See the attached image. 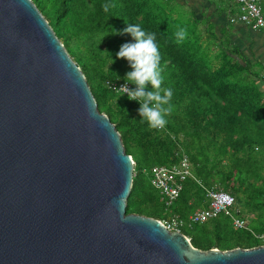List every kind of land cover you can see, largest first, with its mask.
I'll list each match as a JSON object with an SVG mask.
<instances>
[{"label":"water","instance_id":"95a60500","mask_svg":"<svg viewBox=\"0 0 264 264\" xmlns=\"http://www.w3.org/2000/svg\"><path fill=\"white\" fill-rule=\"evenodd\" d=\"M135 163L33 0H0V264H264L128 213Z\"/></svg>","mask_w":264,"mask_h":264},{"label":"trees","instance_id":"16d2710c","mask_svg":"<svg viewBox=\"0 0 264 264\" xmlns=\"http://www.w3.org/2000/svg\"><path fill=\"white\" fill-rule=\"evenodd\" d=\"M34 2L83 69L99 109L116 124L127 153L135 160L127 212L161 220L173 216L188 220L195 208L206 206L204 186L218 183L235 193L239 201L243 195L256 200L254 207L263 216L238 228L230 215L222 213L204 223L185 226L183 232L201 249L264 244V239L259 237L264 232V86L251 64L238 61L224 44L214 52L212 45L218 47L222 43L215 40L216 32L208 30L203 34L207 40H202L196 25L179 18V8L177 4L172 6V0ZM175 3L180 2L175 0ZM104 4L110 5L107 12L102 7ZM125 21L156 33L163 69L162 87L173 90L170 101L173 110L167 115L168 123L163 129L140 122V104L129 100L119 89L132 69L126 59L116 54L121 45L134 41L130 34L111 33L113 29L122 32L127 27ZM195 21L199 23L196 18ZM188 26L193 30L187 31V38L178 42L176 31ZM82 35L90 40L95 37V56L82 50L85 59L83 53L74 49V38L78 41ZM193 36L196 38L192 39ZM108 58L115 63L105 72ZM107 78L118 80L117 84L109 87L104 83ZM129 87L136 86L129 84ZM147 90H152L151 85ZM184 155L194 164L193 172L202 184L192 178L185 180L179 198L167 205L149 176L154 166L171 167ZM234 181L239 183L235 185ZM236 214L244 218L241 210Z\"/></svg>","mask_w":264,"mask_h":264},{"label":"clouds","instance_id":"9594fccd","mask_svg":"<svg viewBox=\"0 0 264 264\" xmlns=\"http://www.w3.org/2000/svg\"><path fill=\"white\" fill-rule=\"evenodd\" d=\"M102 7L107 12L110 5L104 4ZM125 22L127 27L122 32L113 29L111 33L113 35L130 34L134 41L121 45L116 54L118 58L126 59L132 69L126 73L124 77L126 83L120 89L123 94H127L129 100L140 104L138 109L142 117L140 122L146 121L151 128L163 129L168 123L167 115L173 110V106L170 103L173 90L162 87L164 78L160 63L161 54L156 42V33L145 30L139 24ZM187 34L186 28H178L175 33L177 41H184L187 38ZM104 52H107L111 57L107 50ZM113 63H115L114 60H112L111 64ZM115 75L117 79L120 78L117 74ZM128 84H133L136 87L129 88ZM148 85H151V91L147 90Z\"/></svg>","mask_w":264,"mask_h":264},{"label":"built area","instance_id":"2783aa9c","mask_svg":"<svg viewBox=\"0 0 264 264\" xmlns=\"http://www.w3.org/2000/svg\"><path fill=\"white\" fill-rule=\"evenodd\" d=\"M233 1L241 5L242 8L237 16L231 17L230 20L232 22L240 21L253 28H258L264 31V6L262 4V0ZM121 87L123 86L120 85L119 89ZM190 178L195 179L202 184V182L194 174L188 157L184 155L180 159L179 163L174 164L171 167L163 165L154 166L150 180L152 185L160 192L162 199L165 200L166 204L172 205L181 194L183 182ZM204 188L206 206L196 208L189 216L188 220H185L180 216H173L171 219L165 220L163 223L169 230L183 232V228L185 226L191 227L197 223H204L216 218L222 213H226L231 216L235 227H246V219L236 214L240 210L236 206L237 199L232 193L219 188L216 184L214 186L205 185ZM233 210H235V212ZM259 237L264 239V232L260 233Z\"/></svg>","mask_w":264,"mask_h":264},{"label":"crops","instance_id":"0c3cea01","mask_svg":"<svg viewBox=\"0 0 264 264\" xmlns=\"http://www.w3.org/2000/svg\"><path fill=\"white\" fill-rule=\"evenodd\" d=\"M186 5L197 18L206 17L209 25L215 26L216 34L226 33L227 45L225 46L229 52L238 59L245 61L246 64H251V69L254 68L260 78L259 82L264 86V31L258 28H253L250 25L237 21L232 22L230 18L236 16L240 11V6L233 0H227L231 5L224 9L221 0H178ZM235 11V13H233ZM220 40V38H216Z\"/></svg>","mask_w":264,"mask_h":264},{"label":"rangeland","instance_id":"374dc122","mask_svg":"<svg viewBox=\"0 0 264 264\" xmlns=\"http://www.w3.org/2000/svg\"><path fill=\"white\" fill-rule=\"evenodd\" d=\"M34 1V0H33ZM211 1H213V0H211ZM222 1V3H223V7H224V9H228L230 6H231V8L233 9V10H235L234 8V5H231L227 0H221ZM45 3V2H44ZM44 3H41L42 5L44 4ZM175 4H177V6H178V8H179V13H180V15H179V18L180 19H183L182 21L183 22H189V23H193L194 25H196L197 26V28H198V34L199 33H201V34H199V37L202 39V40H207V38L203 35V34H205L208 30H213V31H217V29L215 28V26H210L209 25V21H208V19L206 18V17H201L200 19L199 18H197L196 17V15H193V13H192V11L190 10V8H188L186 5H183V3H175V0H172V6L173 7H175ZM262 4H263V6H264V0H262ZM239 6H240V11H241V5H238L237 6V8H239ZM39 8V7H38ZM239 11V12H240ZM42 12V11H41ZM43 13V12H42ZM233 13H235V11L233 12ZM44 15V14H43ZM46 18H47V15H44ZM195 18L196 19H198L199 20V23H197L198 21H195ZM49 21V20H48ZM190 30H193L191 27H189L188 26V29H187V31H190ZM218 32V31H217ZM220 38V41H222V43H219L218 44V47L217 46H213L212 45V47H211V49L214 51V52H216L217 51V49L218 48H221L222 46L221 45H227L228 43H227V39H225V38H227V36H226V33L224 34V32L223 33H220V34H216V38ZM79 38V40L78 41H75V39L76 38H74V44H73V46H74V49L76 50V52L77 53H79V52H81V53H83V51L82 50H86V51H91V54H92V56H95V50H96V48H97V45L95 44V37H93L92 38V40H90V39H88L89 38V36H84V35H82V36H79L78 37ZM196 37H192V39H195ZM216 41H217V39H215ZM62 41V40H61ZM63 42V41H62ZM217 43H218V41H217ZM220 51V50H219ZM90 53V52H89ZM83 55H84V57H85V59H87V57H86V55L83 53ZM72 56V55H71ZM74 59V58H73ZM75 60V59H74ZM112 63V60H111V58H108V61H107V64H105V66H104V69H105V72H108V70L110 69V67L113 65V64H111ZM78 64V63H77ZM80 66V65H79ZM81 67V66H80ZM83 70V69H82ZM253 70H258V69H256V68H254ZM256 72V71H255ZM259 75V74H258ZM116 81H118V80H112V78H107L105 81H104V83L106 84L107 83V85L109 84V87H110V85H115V84H117V83H115ZM125 83L126 82H123V83H121L120 85H122V86H124L125 85ZM260 83V82H259ZM263 85V84H262ZM245 86V85H244ZM128 87H129V84H128ZM107 88H108V86H107ZM131 88V87H130ZM133 88V87H132ZM101 111V110H100ZM102 112H104V111H102ZM187 157H188V160H189V162H190V165H191V168L193 169L194 168V164L192 163V161L190 160V158H189V156L188 155H186ZM134 159V158H133ZM134 163H135V160H134ZM221 167V166H220ZM149 180H150V176H149ZM235 185L236 184H238L239 182L238 181H234L233 182ZM218 184V183H217ZM216 184V185H217ZM220 184H218L217 186L218 187H220L219 186ZM224 186H221L220 188H222V189H224L223 188ZM226 189V191H228V192H230V193H232L234 196H235V198L237 199V206L239 207V210H241L242 211V215L244 216V218L248 221V222H255L256 220H257V218H260L261 216H263L262 215V212L260 211V210H256V208L254 207V205L256 206V204L254 203L256 200H252V199H250L249 197H247V196H245V195H243V197L244 198H242V200L241 201H239V199L236 197V195H235V193H233V192H231V190L230 189H227V188H225ZM224 189V190H225ZM245 190L246 189H244L243 190V192H242V194H245ZM246 194H247V192H246ZM257 198V197H256ZM164 202V201H163ZM241 202V203H240ZM165 203V202H164ZM257 207V206H256ZM196 209V208H195ZM164 211H168V208H165V209H163ZM252 210V211H251ZM251 211V212H250ZM159 220H161V219H159ZM162 222H164L165 220H161Z\"/></svg>","mask_w":264,"mask_h":264}]
</instances>
